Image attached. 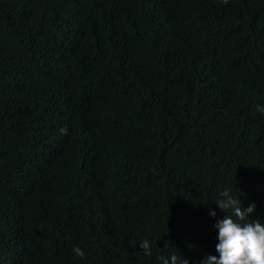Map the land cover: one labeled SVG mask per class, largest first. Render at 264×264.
<instances>
[{"label": "trees", "instance_id": "1", "mask_svg": "<svg viewBox=\"0 0 264 264\" xmlns=\"http://www.w3.org/2000/svg\"><path fill=\"white\" fill-rule=\"evenodd\" d=\"M261 106L264 0H0V264L218 257L222 191L264 224Z\"/></svg>", "mask_w": 264, "mask_h": 264}, {"label": "clouds", "instance_id": "2", "mask_svg": "<svg viewBox=\"0 0 264 264\" xmlns=\"http://www.w3.org/2000/svg\"><path fill=\"white\" fill-rule=\"evenodd\" d=\"M222 2L227 4L228 0H222ZM258 111L264 113V106L259 107ZM220 196L222 199L215 203L225 212L231 210V215L226 214L215 224L218 230L216 251L219 256L208 255L201 264H264V224L259 220L248 218L249 214L255 210V204L246 208L242 207L241 201L233 198L227 189L222 191ZM210 215L215 217L216 212L211 211ZM139 248L143 250L145 256H151V246L148 240H143ZM73 251L81 258L85 255L79 247ZM160 259L162 264H169L168 258L160 257ZM170 261L171 264H177V255L172 254ZM182 264H189V261L183 259Z\"/></svg>", "mask_w": 264, "mask_h": 264}]
</instances>
